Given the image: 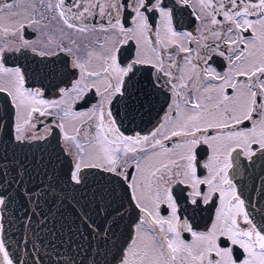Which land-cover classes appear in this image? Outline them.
<instances>
[{"label":"snow or ice","instance_id":"obj_1","mask_svg":"<svg viewBox=\"0 0 264 264\" xmlns=\"http://www.w3.org/2000/svg\"><path fill=\"white\" fill-rule=\"evenodd\" d=\"M0 264H264V0H0Z\"/></svg>","mask_w":264,"mask_h":264},{"label":"water","instance_id":"obj_2","mask_svg":"<svg viewBox=\"0 0 264 264\" xmlns=\"http://www.w3.org/2000/svg\"><path fill=\"white\" fill-rule=\"evenodd\" d=\"M29 159L31 160V157L29 156Z\"/></svg>","mask_w":264,"mask_h":264}]
</instances>
